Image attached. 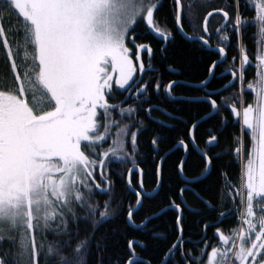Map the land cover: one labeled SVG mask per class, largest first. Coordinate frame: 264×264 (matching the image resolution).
<instances>
[{
	"label": "snow or ice",
	"instance_id": "6c2138e0",
	"mask_svg": "<svg viewBox=\"0 0 264 264\" xmlns=\"http://www.w3.org/2000/svg\"><path fill=\"white\" fill-rule=\"evenodd\" d=\"M0 264H264V0H0Z\"/></svg>",
	"mask_w": 264,
	"mask_h": 264
},
{
	"label": "trees",
	"instance_id": "16d2710c",
	"mask_svg": "<svg viewBox=\"0 0 264 264\" xmlns=\"http://www.w3.org/2000/svg\"><path fill=\"white\" fill-rule=\"evenodd\" d=\"M170 51H171V61L173 65H179V70L182 71L184 75L183 76L170 75L168 78L169 79H189L190 82L196 83L197 82L196 78L199 77L203 73L205 65L198 63L197 55L194 52L189 50V45L183 44V43L178 44L176 48L171 49ZM186 91H187L186 89H182V88L176 89L177 94H180ZM176 107H179V105H176ZM155 115H157V118L159 119H165L159 114H155ZM151 190H152V185L149 183L146 187V191H151ZM162 198H163V195H161V197H159L158 199H162ZM98 199H102V198L98 197ZM188 199L191 202V197H189ZM167 219H170V217L164 218V220H167ZM157 223H163V221H157ZM230 223L231 221H227L225 223V227H227L228 224ZM110 228H111V225H105L104 228L101 229V231H104ZM163 230H164L163 228L160 229V231H163ZM117 253H118V248L110 244L109 253H107L106 256L107 255L114 256Z\"/></svg>",
	"mask_w": 264,
	"mask_h": 264
}]
</instances>
